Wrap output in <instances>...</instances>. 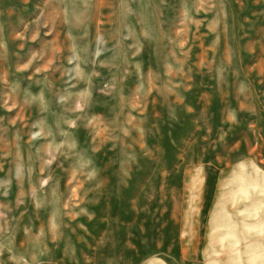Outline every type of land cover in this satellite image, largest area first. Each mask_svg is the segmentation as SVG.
I'll use <instances>...</instances> for the list:
<instances>
[{"label":"rangeland","instance_id":"374dc122","mask_svg":"<svg viewBox=\"0 0 264 264\" xmlns=\"http://www.w3.org/2000/svg\"><path fill=\"white\" fill-rule=\"evenodd\" d=\"M0 264H264V0H0Z\"/></svg>","mask_w":264,"mask_h":264}]
</instances>
